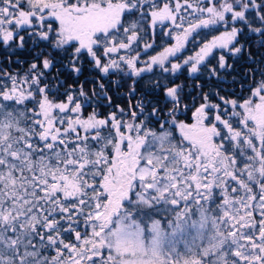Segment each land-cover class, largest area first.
Returning <instances> with one entry per match:
<instances>
[{
  "label": "snow or ice",
  "instance_id": "1",
  "mask_svg": "<svg viewBox=\"0 0 264 264\" xmlns=\"http://www.w3.org/2000/svg\"><path fill=\"white\" fill-rule=\"evenodd\" d=\"M158 26L174 42L148 55ZM241 36L264 48V0H0V45L39 49L0 74V264H264V68ZM53 53L93 87L45 83ZM244 53L248 97L183 102L177 73ZM146 73L163 102L131 103ZM112 76L130 103L102 115Z\"/></svg>",
  "mask_w": 264,
  "mask_h": 264
},
{
  "label": "trees",
  "instance_id": "2",
  "mask_svg": "<svg viewBox=\"0 0 264 264\" xmlns=\"http://www.w3.org/2000/svg\"><path fill=\"white\" fill-rule=\"evenodd\" d=\"M219 27V26H217ZM223 28L220 27V31ZM155 37V45L152 49L148 51V55H153L162 50L164 46L169 45L171 42L170 38L163 35L162 30L156 31ZM208 30H202L201 37L205 39H210L211 35L218 34L216 32H212L207 34ZM207 34V35H206ZM152 39L151 36L145 37L144 42H148ZM253 39H246L245 36H241L239 38L240 43H244L250 46L251 53L257 61L260 62V67L264 68V48H257L253 43ZM164 43V46H163ZM43 47V45H41ZM194 49L193 44H189L187 48L181 53L178 54L183 58L192 53ZM39 51L38 48L32 45H28L23 49H18L13 47L12 49H8L6 46L0 45V74L4 71L12 74H20L23 75L27 72L29 65L36 60V53ZM45 56H48V52L44 53ZM10 56V60H9ZM43 57H41L42 59ZM50 59H54L56 61L55 66L48 72H46V76L48 79L45 83H49L51 85L56 84V80L53 77H58L60 80L64 81L63 86L60 88V92H64L69 86L78 87L81 83L84 84L86 90H90L93 87L92 81L99 74L92 69L90 62L85 59L82 72L77 75L72 73L67 68L63 67V64L66 63L67 57H64L61 53H53ZM147 56H142V59H146ZM228 63L232 65L230 69H218L217 75L209 76L208 70L201 71V73L195 74L194 76H189L187 70L185 69L182 73H177L178 79H176V83L183 82L184 87V103L191 104L192 97H196V103L199 104L202 102L200 100L201 93H209L213 94L219 93L220 96H224L226 98L233 99H243L248 95V87H254L255 84L252 80V77L247 75L250 70L257 68V63L248 59L247 53L240 55L237 58L228 57ZM209 64L211 66L217 65V60L212 58L209 60ZM57 69L60 71L57 72ZM151 74H143V79H138V83L136 84V93L133 95L131 99V103L135 104L137 100L141 97H144L146 101H161L163 102L162 93L154 92L150 89L149 80L152 79ZM116 79L119 80L120 77L112 76L104 78V83L108 87V95L112 97V107L100 106L98 107V111L101 112L102 115H106L108 112L115 109L116 105L124 109H128L129 106V97L127 95L129 91V85L131 84V79L124 78L121 80L120 86H116L111 83V80ZM255 79H261L259 73H256ZM199 84L201 87H196ZM243 86V87H242ZM63 97H61L62 99ZM210 99L213 102H219L217 96H210ZM105 105L107 102H104ZM31 107V105H29ZM93 109L91 107H87L85 109V115L91 112ZM150 111V106L147 109ZM191 113H188L190 116ZM181 119H186L187 117L181 116Z\"/></svg>",
  "mask_w": 264,
  "mask_h": 264
},
{
  "label": "rangeland",
  "instance_id": "3",
  "mask_svg": "<svg viewBox=\"0 0 264 264\" xmlns=\"http://www.w3.org/2000/svg\"><path fill=\"white\" fill-rule=\"evenodd\" d=\"M162 2H163V0H157V3H162ZM160 30H161V28L158 26L157 29H156V31H160ZM222 31H223V30H222ZM170 40H171V42H173L171 38H170ZM170 44H172V43H169V45H170ZM163 46H164V43H163ZM217 55H218V54H217ZM230 58H232V57H230ZM216 60H217V59H216ZM202 70L204 71L205 69H202ZM251 88H252V87H250V85H249V87H248L249 90H248V94H247L248 96H249V94H250V89H251ZM210 96H214V97H215V94H213V93L211 92ZM248 96H247V97H248ZM217 98H218V97H217ZM230 99H233V98H230ZM218 101H219V100H218Z\"/></svg>",
  "mask_w": 264,
  "mask_h": 264
}]
</instances>
